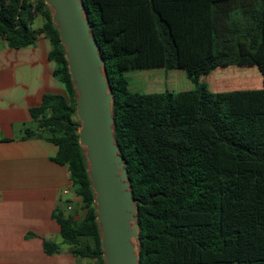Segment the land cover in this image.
I'll use <instances>...</instances> for the list:
<instances>
[{
    "label": "trees",
    "instance_id": "16d2710c",
    "mask_svg": "<svg viewBox=\"0 0 264 264\" xmlns=\"http://www.w3.org/2000/svg\"><path fill=\"white\" fill-rule=\"evenodd\" d=\"M114 96L116 141L138 202L140 264H264V78L260 89L212 92L218 68L264 76V0H82ZM41 17L43 24L34 28ZM50 42L64 93L30 110L28 136L57 148L84 215L54 218L76 257L105 264L94 193L79 144L77 95L44 0H0V37L13 49ZM181 69L190 91L140 93L126 72ZM45 253L61 251L45 242Z\"/></svg>",
    "mask_w": 264,
    "mask_h": 264
},
{
    "label": "crops",
    "instance_id": "0c3cea01",
    "mask_svg": "<svg viewBox=\"0 0 264 264\" xmlns=\"http://www.w3.org/2000/svg\"><path fill=\"white\" fill-rule=\"evenodd\" d=\"M50 48L44 35L21 49L10 48L0 37V264L94 262L76 257L68 246H62L60 227L53 215L64 202L72 201L76 218L82 217L81 199L63 194L71 182L67 168L53 160L56 146L26 132L35 127L30 110L40 105L42 97L64 93L53 75ZM261 82L257 88L238 90L260 89L263 79ZM45 242H55L61 251L46 254Z\"/></svg>",
    "mask_w": 264,
    "mask_h": 264
},
{
    "label": "water",
    "instance_id": "95a60500",
    "mask_svg": "<svg viewBox=\"0 0 264 264\" xmlns=\"http://www.w3.org/2000/svg\"><path fill=\"white\" fill-rule=\"evenodd\" d=\"M44 2L59 32L77 95L79 144L94 193L104 263L140 264L138 202L115 137L114 96L100 46L82 0Z\"/></svg>",
    "mask_w": 264,
    "mask_h": 264
},
{
    "label": "rangeland",
    "instance_id": "374dc122",
    "mask_svg": "<svg viewBox=\"0 0 264 264\" xmlns=\"http://www.w3.org/2000/svg\"><path fill=\"white\" fill-rule=\"evenodd\" d=\"M42 22V18H38L35 21V27L42 26ZM126 75L131 80L130 89L140 93H160L165 90L172 92L190 91L195 87L181 69L170 71H166L162 67L133 69L127 71ZM248 78H250L251 84L247 83ZM263 78L262 71L256 67L232 66L216 69L209 75L203 76L201 82L212 92H222L248 87L257 88L262 84L261 80ZM62 246L67 245L63 244Z\"/></svg>",
    "mask_w": 264,
    "mask_h": 264
},
{
    "label": "built area",
    "instance_id": "2783aa9c",
    "mask_svg": "<svg viewBox=\"0 0 264 264\" xmlns=\"http://www.w3.org/2000/svg\"><path fill=\"white\" fill-rule=\"evenodd\" d=\"M63 194H64V195H67V196L71 195V196H73V199H75V200H76V199H79V197L76 196V194H75V192H74V188H73L72 185H71L70 187H68V188H65V189L63 190ZM67 209H68V210H72V206H68Z\"/></svg>",
    "mask_w": 264,
    "mask_h": 264
}]
</instances>
